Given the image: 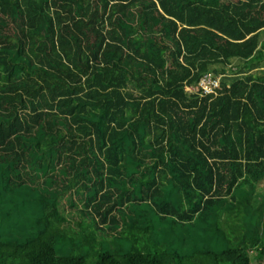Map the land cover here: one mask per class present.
Wrapping results in <instances>:
<instances>
[{
	"label": "trees",
	"instance_id": "trees-1",
	"mask_svg": "<svg viewBox=\"0 0 264 264\" xmlns=\"http://www.w3.org/2000/svg\"><path fill=\"white\" fill-rule=\"evenodd\" d=\"M263 35L264 0H0V264H264Z\"/></svg>",
	"mask_w": 264,
	"mask_h": 264
},
{
	"label": "built area",
	"instance_id": "built-area-1",
	"mask_svg": "<svg viewBox=\"0 0 264 264\" xmlns=\"http://www.w3.org/2000/svg\"><path fill=\"white\" fill-rule=\"evenodd\" d=\"M199 87L205 95L217 94V90L220 88V82L219 80H215L211 74H207L201 78ZM188 90L192 91L191 88H188Z\"/></svg>",
	"mask_w": 264,
	"mask_h": 264
},
{
	"label": "rangeland",
	"instance_id": "rangeland-1",
	"mask_svg": "<svg viewBox=\"0 0 264 264\" xmlns=\"http://www.w3.org/2000/svg\"><path fill=\"white\" fill-rule=\"evenodd\" d=\"M230 2H236V0H228ZM189 91V90H188ZM258 189H264V182H262L259 186H258ZM253 264H256V261L254 260L253 261Z\"/></svg>",
	"mask_w": 264,
	"mask_h": 264
},
{
	"label": "crops",
	"instance_id": "crops-1",
	"mask_svg": "<svg viewBox=\"0 0 264 264\" xmlns=\"http://www.w3.org/2000/svg\"><path fill=\"white\" fill-rule=\"evenodd\" d=\"M263 37H264V35H263ZM256 72V71H255Z\"/></svg>",
	"mask_w": 264,
	"mask_h": 264
}]
</instances>
